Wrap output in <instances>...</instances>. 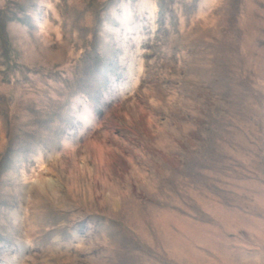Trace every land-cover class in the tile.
<instances>
[{
	"label": "rangeland",
	"instance_id": "obj_1",
	"mask_svg": "<svg viewBox=\"0 0 264 264\" xmlns=\"http://www.w3.org/2000/svg\"><path fill=\"white\" fill-rule=\"evenodd\" d=\"M0 264H264V0H0Z\"/></svg>",
	"mask_w": 264,
	"mask_h": 264
}]
</instances>
